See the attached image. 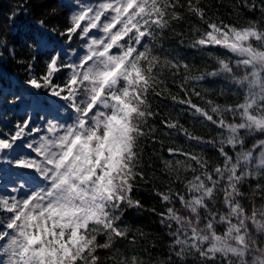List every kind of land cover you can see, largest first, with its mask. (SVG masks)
I'll return each mask as SVG.
<instances>
[{
	"label": "snow or ice",
	"instance_id": "snow-or-ice-1",
	"mask_svg": "<svg viewBox=\"0 0 264 264\" xmlns=\"http://www.w3.org/2000/svg\"><path fill=\"white\" fill-rule=\"evenodd\" d=\"M71 6L62 22L50 23L60 15L58 6L51 7L46 18L36 19V26L58 45L43 60L33 43L25 45L30 56L18 58L8 39H0V58L7 49L22 70L24 85L59 105L38 120L31 112L15 121L0 117V264H99V256L105 264H142V257L128 252L145 232L123 223L128 210L123 201L119 206L115 197L111 206L105 202L126 156H135L140 166L138 179L129 187V204L144 210L133 193L141 183H152L154 196L164 205L162 211L156 207L146 211L158 216L166 229L169 264H224L206 251L208 246L185 251L192 232L166 223L165 218L174 214L182 220L181 202L196 198L208 209H197V227L206 223L219 234L225 224H232L230 219L221 220L220 213L237 200L245 216L249 211L259 214L264 204L257 206L258 199L264 201V0H235L232 23L209 15L213 5L205 0H71ZM21 15H29V0L10 12V26ZM193 17L199 25L177 30V25ZM168 32L182 47L206 55L213 63L193 75L196 66L162 42ZM169 78L179 91L168 87ZM215 78L227 82L216 99L207 89L203 94L195 87L189 90L190 81ZM193 96L203 103L194 102ZM156 98L170 99L172 106L161 110ZM18 100L13 97L8 103ZM137 114L143 124L134 128ZM185 118L192 126L183 122ZM197 122L214 135L199 134ZM134 133L142 140L135 148ZM166 144L168 158L152 153L166 177L161 190L153 181L162 177L155 172L146 175V168L154 165L151 156L145 165L144 156L145 147L159 145L163 153ZM209 145L218 153L215 160L205 155ZM110 156L115 157L112 168L107 167ZM8 170L15 175L6 178ZM230 186L236 200L226 196ZM205 195L209 199H201ZM101 202L110 218L119 216V220L109 228L114 239L108 232L98 235L96 251L89 255L90 213ZM51 211L76 215L59 220L63 225L59 227L57 217L49 220ZM188 219L191 223L192 216ZM245 226L249 228L246 221ZM73 232L79 243L71 242ZM157 246L153 240L152 248Z\"/></svg>",
	"mask_w": 264,
	"mask_h": 264
},
{
	"label": "trees",
	"instance_id": "trees-1",
	"mask_svg": "<svg viewBox=\"0 0 264 264\" xmlns=\"http://www.w3.org/2000/svg\"><path fill=\"white\" fill-rule=\"evenodd\" d=\"M68 1L29 0V15H21L17 17L15 23L10 26L7 17L15 7H17L20 3H23V0H0V39H8L9 44L17 49L18 58H28L30 56V52L25 45L27 43H33L37 45L36 55L38 59L43 60L46 54L51 51L52 48L57 47L58 45L56 40L51 37L49 33L40 30L36 26L35 21L38 18H46V14L50 11L51 7L58 6V12H60V15L51 20L50 23L62 22L64 17L68 15L72 10V6L69 5ZM205 2L213 5L211 11H209V15H213L214 18L218 15L228 23H232L235 20V16L234 14H232L231 8V5L235 3V0H205ZM250 18L254 19L255 17ZM193 25H199V21L194 17L187 19L184 23L177 25L176 27L178 31H189L193 27ZM162 42L164 43L165 47L174 50L173 54L178 51L183 57L186 58L187 62L190 65L196 66V68L193 70V75L199 74L196 69L202 68V66H204L206 63L209 65L213 63V61L210 60L206 55L198 53L194 49L182 47L178 42V38L175 37L172 32L166 33V38ZM211 51L217 53L224 52L223 49H211ZM4 52V57L0 58V84L4 87H20V85L18 84L15 85L14 83H11V78L18 80L20 83H23L22 70L20 66L16 65L10 57L7 59L5 58L8 55L7 49H5ZM5 75H7L9 80L5 81ZM167 84L174 93L179 91L178 87L173 84L171 78L167 79ZM188 87L189 90H191L192 87H195L198 91H201L202 94L204 93L205 89H207L209 90V93L212 94V98L216 99L217 97L215 94L219 93L222 88H226L227 82L220 78L208 79L199 83L190 81ZM32 95L38 98L42 106L45 105L48 100L46 99V94L32 93ZM181 95H183V93H181ZM3 100V104H5L6 102H8L9 97L4 96ZM156 100L159 101L161 110H167V108L172 106V101L170 99L160 100L159 98H156ZM193 101L200 104L203 103L202 101H199L195 96H193ZM220 102H224L222 98ZM3 116H8L10 121H15L17 119H23L25 115L18 116L17 112H10L8 111V109H6L4 110ZM183 122L189 123V126H192L187 118H185ZM195 129L199 134L205 136L206 138H211V135H214V133H209V130L202 127L198 122L195 124ZM167 146L168 145L166 144L163 153L159 152V145L145 147L144 163L145 165H147L149 163V157L151 156L152 163L154 165L151 169L146 168V175H150L152 172H155L156 176L162 177L161 180L153 181L156 184L157 188L161 190H164V180H166V177H164L163 173L160 171L162 165L158 159V156H152V153L155 150L158 155L162 154L165 158H168V153L166 150ZM204 151L205 155L211 160H215L218 157V153L210 145L205 146ZM152 188V183H141L139 186V190L134 191L133 196L134 198H138L141 200V202L144 204V210L138 211L136 209H128L125 213V217L123 220L124 224L128 225L133 231L140 229L145 232L143 238L140 236L137 237V244L136 246L130 248L128 252L129 256H131L133 252H135L140 257H145L147 255V252H152L153 258L155 257V254L157 252H159L161 255H167V238L165 236L166 229L162 228L159 224L158 216H156L154 213L146 211L147 209H150L152 207H156L158 211H162L164 208V205L162 202H160L159 198L154 196ZM222 200L223 199L220 200V204L223 206ZM261 203H264V201L258 199L257 206H260ZM244 207L248 206L244 205ZM181 212L183 213V217L192 216L191 213L185 209H181ZM227 212V210L223 211L225 215L227 214ZM249 215H251L250 211ZM231 221L233 224L238 223V219L236 217H232ZM166 223H172L173 225H176V223L171 220L166 221ZM191 223L195 227H197L195 223V216H192ZM246 223H248L249 225L250 235L255 237L251 222L246 221ZM205 224L206 223H201L197 227V229L204 227ZM227 227L228 225L225 224L224 230H222L219 235L223 236ZM183 229H187L188 232L191 233V229L187 228V225H185L181 230L183 231ZM162 237L164 238V241H162ZM153 240H156L158 242V246L155 249L152 248L150 243ZM258 240L264 241V236H260ZM190 243H192V241ZM202 246L207 247L208 244L205 243ZM189 258L191 259V257ZM218 259L224 260L222 257H219V254ZM229 259H232V257H229ZM248 259H251V257L249 256Z\"/></svg>",
	"mask_w": 264,
	"mask_h": 264
},
{
	"label": "clouds",
	"instance_id": "clouds-1",
	"mask_svg": "<svg viewBox=\"0 0 264 264\" xmlns=\"http://www.w3.org/2000/svg\"><path fill=\"white\" fill-rule=\"evenodd\" d=\"M8 47H12V45L9 44ZM5 58H9V56L7 55ZM132 124L134 128L142 126L143 118L137 114L133 119ZM114 126L117 128L121 127L119 122H114ZM138 144L142 145V140L138 134L134 133L133 147L135 148ZM97 151H99V148ZM109 151L114 153L116 149L109 148ZM109 160L110 163L107 167L112 168L113 165L111 163V156L109 157ZM139 171L140 166L138 159L135 156H126L123 171L120 175L115 177V183L111 196L105 197V202L108 206L112 205V197H115L117 206H119L120 202L123 201L128 209H135L134 206L128 202L130 194L129 187L138 179ZM105 188H107V185H105ZM219 191L223 192L224 190L220 189ZM226 196L232 200H236V195H233L231 186L229 187V191L226 193ZM201 199H209V197L205 195L201 197ZM222 203L225 207H227V202L225 200H222ZM181 208L187 210L195 217H197V209L199 208H203L205 212H208V209L203 205V203H197L196 198H193L188 202V204L181 202ZM75 215V213L51 211L49 212V220L53 217H57V226L62 227L63 225L59 224V220ZM220 215L221 220L225 222L228 219L231 220L232 217H236L238 219L237 224H228L223 236L214 233V231L210 229L207 224H205L204 227L197 229V227L189 222L188 217H183L182 220H178L174 214H169V216L165 218V222L171 220L182 227L187 225V228L191 229L192 243L191 245H185V251H187L188 248H192L194 252L198 251L199 246L207 243L208 248L206 251L210 252L212 257H218L219 254V257L224 259L225 264H264V241L258 240L260 236L264 235V204L260 206L259 214L245 216L243 207L241 206L240 201L237 200L236 204L228 210L226 215L223 212H221ZM90 216L92 217L90 220L92 227L87 232V239L91 242L92 246L89 250V255L96 251V237L98 235H103L108 232L109 236L113 237V234L109 232V228L116 222V220H119V216L113 220L110 218V214L104 211V202L99 203L97 205V211L90 213ZM197 219H199V217H197ZM105 221H108L107 225L105 224ZM245 221L251 222L255 237L250 235V230L245 226ZM31 222L32 221H30V223ZM220 222V220L216 221V223ZM81 227H83V224H81ZM143 237L144 236H142V238ZM197 241H199V245H197ZM71 242L73 244L80 242V238L76 236L75 232H73V239ZM150 243L152 246V242ZM181 243H183V241H181ZM249 256L251 259H248ZM229 257H232V259H229ZM98 262L99 264H105L104 257L99 256ZM142 264H169V261L167 255H161L157 252L153 258V253L147 252V255L142 257Z\"/></svg>",
	"mask_w": 264,
	"mask_h": 264
},
{
	"label": "rangeland",
	"instance_id": "rangeland-1",
	"mask_svg": "<svg viewBox=\"0 0 264 264\" xmlns=\"http://www.w3.org/2000/svg\"><path fill=\"white\" fill-rule=\"evenodd\" d=\"M68 3L69 5H71V0H69ZM4 79L5 81L9 80L7 75L4 76ZM11 83H14L15 85L18 84L20 85V87L17 88L10 86L4 87L0 84V117L3 116L4 110L8 109V111L10 112H14V111L17 112L18 116L25 115L26 112H31L33 118L38 120L41 114L54 113L59 108L57 102L54 99L49 98L48 96L46 97V99H48L46 104L42 106L38 98L32 95L33 92L30 89H28L24 85V83H20L18 80L14 78H11ZM4 96H8L9 99L13 97H19V100L15 104H9L8 102L3 104ZM17 151L19 152L21 151V149L18 148ZM112 159L114 160L115 157L113 156ZM10 175H15V174L11 172V170H8L6 172V178ZM2 259L3 258L0 257V260Z\"/></svg>",
	"mask_w": 264,
	"mask_h": 264
}]
</instances>
